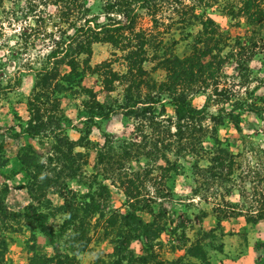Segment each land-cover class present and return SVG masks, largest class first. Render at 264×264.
I'll return each mask as SVG.
<instances>
[{
    "label": "rangeland",
    "instance_id": "374dc122",
    "mask_svg": "<svg viewBox=\"0 0 264 264\" xmlns=\"http://www.w3.org/2000/svg\"><path fill=\"white\" fill-rule=\"evenodd\" d=\"M204 1L183 0L184 9H179L189 14L192 6L200 13ZM225 1L209 4L204 14L231 35L243 36L241 21L232 28L234 22L223 16ZM86 5L93 13L101 6L99 0H86ZM55 13L40 0H0V195L5 191V207L19 214L5 221L9 230L0 231L6 246L3 264H29L34 254L71 257L77 246L74 264H255L264 253L256 251L264 246V221L245 223V215L219 221L214 208L227 202L244 214L254 211L252 188L257 198L264 185V111H236L213 127L210 118L221 105L207 88L187 98L191 108L204 110L201 132H175L173 109L165 95L160 97L159 117L126 114L120 110L123 98L131 92L138 101L134 108L142 107L140 103L164 81L165 72L155 68V61L146 62V75L130 83L121 77L124 65L107 44L92 45L90 65L110 63L118 76L111 92L90 75L79 86L32 101L37 91L34 70L50 45L49 39L33 32L37 27L53 31ZM175 22L170 8L164 7L153 21L139 11L134 29L154 42L161 40V52L180 54L191 37L178 40ZM198 28L192 25L187 31L194 35ZM249 68V83L233 92L240 101L260 106L264 53ZM223 72L229 83L230 68ZM147 78L153 82L146 83ZM137 79L141 86L135 90ZM153 108L159 112L158 104ZM87 109L90 119L84 114ZM224 109L229 111V106ZM27 125L39 129L36 138L20 134ZM216 146L232 157L227 178H216L207 170V151ZM128 197L149 234L122 250L121 216ZM27 206L31 213L24 214ZM34 213L44 215L53 242L30 228ZM200 249L203 257L198 256Z\"/></svg>",
    "mask_w": 264,
    "mask_h": 264
},
{
    "label": "trees",
    "instance_id": "16d2710c",
    "mask_svg": "<svg viewBox=\"0 0 264 264\" xmlns=\"http://www.w3.org/2000/svg\"><path fill=\"white\" fill-rule=\"evenodd\" d=\"M40 1L48 2L56 9V25H52L53 31L47 32L44 28L37 27L33 32L40 38L49 39L50 45L40 59L38 70H34L37 91L32 101L39 96L46 97L57 91L79 86L84 78L90 75L100 78L102 88L106 92H111L112 84L118 76L110 70V63H104L102 66L90 65L92 45L107 44L112 49V56L117 55V60L124 65L125 74L121 77L128 78L127 81L129 80L130 83L134 82L138 75H146L142 69V65L146 62L155 61V68L165 72L164 81L159 83L154 94H150L143 103H140L142 107L134 108L138 101L133 98L131 92L123 98L124 103L120 110L126 114L130 115L137 111L135 113H138L140 117L148 114L149 118L145 119L159 117L163 113L160 97L165 95L167 103L173 109L175 132L181 135L188 129L201 132L204 110L191 108L187 98L207 88L212 89V96L218 98L217 103L221 105L218 114L210 118L213 127L222 125L236 111H248L254 114L264 111V104L257 106L255 102L246 103L245 99L240 101L233 92L234 87L246 86L249 83V64L256 56L264 53V0H227L224 2L221 8L223 16L234 22L230 25L232 28L238 27L241 21L246 28L243 36L231 35L204 14V10L210 7L209 4L218 3L217 0L204 1V5L200 6V13H196V8L191 6L188 8L189 14L180 11L184 9L183 0H99L101 6L97 13L90 10L86 5V0ZM194 1L199 4V0ZM164 7L170 8L176 17L175 25H178L176 29L181 38L178 40L186 41L191 37L180 54L161 52V40L154 42L148 39L144 32L134 29L139 11L146 12V15L150 16L153 21L155 15ZM192 25L199 27L194 35L187 31V28ZM171 41L176 45L174 39ZM226 67H229L232 72L229 76V83L225 82L226 75L223 72ZM61 68H65L66 71L61 72ZM147 82L152 83L153 80L147 78ZM220 82L222 85L218 88ZM135 83L134 89H140L137 86H141V82L137 79ZM156 104L159 105L158 113H155V108H153ZM225 104L229 106V111H224ZM84 114L89 119L92 116L90 109H87ZM20 134L34 139L38 136L39 129L34 125H27ZM207 154L209 155L207 170L212 176L216 178L230 176L233 162L231 155L225 149L216 146L207 151ZM22 164L26 166V163ZM252 190L254 199H256L254 211L244 214L226 202L225 207L215 206L216 220L245 215V223L253 224L264 221V185L257 194V198L255 194L258 192L253 188ZM3 192L5 195V191ZM4 195H0V231L11 228L10 225L5 224V221H13L19 217L18 213L7 210L3 203ZM129 201L128 197L126 208L121 216L122 227L125 229L120 241L122 250L128 248L130 241H140L149 234V227L135 213L133 203ZM29 208L30 206H27L23 209L24 214L31 213V210L28 211ZM32 217L30 228L53 242L43 222L44 215L34 213ZM142 245L144 247L145 243ZM5 248L4 240L0 239V264L4 262ZM261 249H264V246L258 247L256 251H261ZM78 252H80V247L77 246L71 257L55 255L51 258H44L34 254L28 262L29 264H62L65 261L63 264H74L72 257ZM198 256L203 257V254L201 253L200 256L198 253ZM255 264H264V253Z\"/></svg>",
    "mask_w": 264,
    "mask_h": 264
}]
</instances>
